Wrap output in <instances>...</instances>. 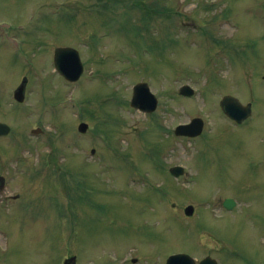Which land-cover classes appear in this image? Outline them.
I'll return each instance as SVG.
<instances>
[{
  "label": "rangeland",
  "instance_id": "374dc122",
  "mask_svg": "<svg viewBox=\"0 0 264 264\" xmlns=\"http://www.w3.org/2000/svg\"><path fill=\"white\" fill-rule=\"evenodd\" d=\"M137 1L0 0V264H264V0ZM68 46L76 83L52 63ZM137 83L155 112L131 108ZM227 94L252 103L242 126ZM194 117L201 135L176 137Z\"/></svg>",
  "mask_w": 264,
  "mask_h": 264
},
{
  "label": "water",
  "instance_id": "95a60500",
  "mask_svg": "<svg viewBox=\"0 0 264 264\" xmlns=\"http://www.w3.org/2000/svg\"><path fill=\"white\" fill-rule=\"evenodd\" d=\"M80 58L78 52L68 47H60L54 50L53 63L55 69L60 75H62L68 81H76L83 71L82 64L80 63ZM26 84V79H23L20 86L14 92L15 99L21 103L24 98V88ZM133 95L131 100V106L134 108H139L146 112L153 111L155 109L157 101L149 93L147 84L139 83L133 87ZM179 93L181 95L190 96L193 94V90L188 86H183ZM223 112L240 123L246 119L251 113L250 104L242 105L238 99L232 96H224L220 101V106ZM202 121L200 119H193L187 125H181L175 128L176 135H186L195 137L200 134L202 130ZM87 125L85 123H80L78 130L82 134L86 131ZM9 132V127L5 124L0 123V135H6ZM93 152V151H92ZM170 172L174 175H179L182 173V169L179 167L170 169ZM3 178H0V187L3 186ZM233 206V201L226 199L224 201L225 208H231ZM184 210L186 216H191L193 214V207L191 205L187 206ZM135 262V260H132ZM64 264H75V257L72 256L64 261ZM166 264H194L193 260L185 254L171 255L166 260ZM200 264H217L215 260L210 258H205L200 262Z\"/></svg>",
  "mask_w": 264,
  "mask_h": 264
},
{
  "label": "trees",
  "instance_id": "16d2710c",
  "mask_svg": "<svg viewBox=\"0 0 264 264\" xmlns=\"http://www.w3.org/2000/svg\"><path fill=\"white\" fill-rule=\"evenodd\" d=\"M141 2H142V1L139 2L140 6H141ZM141 9H142V10H148V9H146V8H144V9L141 8ZM152 10H153V9H150V11H152ZM150 11L148 10V12H145V14L148 15V14L150 13ZM153 12H154V11H153ZM143 14H144V13H143ZM145 14H144V15H145ZM146 15H145V16H146Z\"/></svg>",
  "mask_w": 264,
  "mask_h": 264
}]
</instances>
